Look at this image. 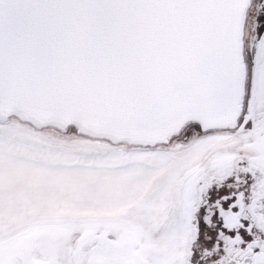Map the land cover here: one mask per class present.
Returning <instances> with one entry per match:
<instances>
[{"label":"snow or ice","instance_id":"1","mask_svg":"<svg viewBox=\"0 0 264 264\" xmlns=\"http://www.w3.org/2000/svg\"><path fill=\"white\" fill-rule=\"evenodd\" d=\"M0 264H264V0H0Z\"/></svg>","mask_w":264,"mask_h":264}]
</instances>
